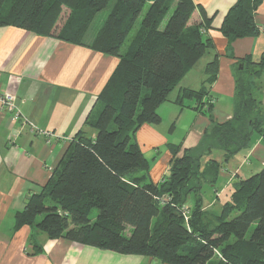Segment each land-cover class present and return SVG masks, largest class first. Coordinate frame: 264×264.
Instances as JSON below:
<instances>
[{"label": "trees", "instance_id": "obj_1", "mask_svg": "<svg viewBox=\"0 0 264 264\" xmlns=\"http://www.w3.org/2000/svg\"><path fill=\"white\" fill-rule=\"evenodd\" d=\"M259 1L236 0L228 9L219 30L229 41L259 32L254 21ZM108 2L0 0V25L85 45L118 59L97 96L101 108L87 120L95 137L78 134L71 140L47 182L15 212L13 229L27 225L50 239L142 254L166 264H264V165L231 183L218 212L204 210L202 199L203 185L215 184L222 165L249 146L252 134L264 136L257 83L264 52L257 60L241 58L234 68L231 118L211 119L197 145L180 155V147L171 144L168 174L154 183L135 132L144 123L160 122L158 106L213 47L206 36L210 19L193 0H116L86 42L90 23ZM74 14L78 20L71 23ZM204 73V86L182 89L175 101L193 98L196 108L209 114L211 98L203 97L216 77V56ZM215 151L221 152V161ZM162 196L167 198L163 203ZM183 206L188 207L187 220ZM93 209L96 216L90 217ZM30 243L33 252L40 250Z\"/></svg>", "mask_w": 264, "mask_h": 264}, {"label": "crops", "instance_id": "obj_2", "mask_svg": "<svg viewBox=\"0 0 264 264\" xmlns=\"http://www.w3.org/2000/svg\"><path fill=\"white\" fill-rule=\"evenodd\" d=\"M235 1L193 0L210 19L206 36L213 47L184 74L168 100L158 106L160 122L144 123L135 132V140L148 161L147 176L154 183L168 174L171 144L180 147V155L197 145L211 119L223 122L231 118L234 68L241 58L257 60L264 52V0L255 6L254 21L259 29L256 35L229 41L219 30ZM91 38L87 37L86 42ZM214 56L216 77L207 86L208 96L203 97V101L211 98L209 114L197 109L193 98L176 102L182 89L199 90L204 86L205 65ZM117 61L85 45L0 25V94L8 91L16 95V106L27 120L58 136L47 143L31 133L23 120L13 119L10 112L0 109V264H166L142 254L50 239L27 225L13 229L15 212L23 209L31 193L40 191L65 156L71 140L78 134L95 137L87 120L97 108V96ZM257 83L264 113V69ZM213 155L221 161L220 151ZM263 165L264 136L253 133L249 146L222 165L217 179L224 180L222 189L216 188V181L209 184L214 195L209 201L202 194L203 209L218 212L232 190L231 183L259 172ZM30 241L40 250L33 252Z\"/></svg>", "mask_w": 264, "mask_h": 264}, {"label": "built area", "instance_id": "obj_3", "mask_svg": "<svg viewBox=\"0 0 264 264\" xmlns=\"http://www.w3.org/2000/svg\"><path fill=\"white\" fill-rule=\"evenodd\" d=\"M16 95H14L11 92H3L0 94V109L4 112H10L12 114L13 119H20L23 120L22 122L28 125L29 131L33 134H37L45 139L47 143H51L56 140L58 137L56 134H54L51 131L38 128L34 123L27 120L26 117L20 112V110L16 106ZM166 196H162L160 199V202L163 203L166 200ZM182 213L184 216V219L187 220L188 218V207L183 206Z\"/></svg>", "mask_w": 264, "mask_h": 264}, {"label": "rangeland", "instance_id": "obj_4", "mask_svg": "<svg viewBox=\"0 0 264 264\" xmlns=\"http://www.w3.org/2000/svg\"><path fill=\"white\" fill-rule=\"evenodd\" d=\"M116 0H109L107 6L102 10L100 11L99 13H97V15L95 16V18L92 20V22L90 23V26H89V29H88V33H87V36L88 37H92L93 34L95 33V31H97V29L102 25L103 21L105 20L107 14H108V11L110 10L111 6L113 5V3L115 2ZM9 7V4H6L3 11H5L7 8ZM2 11V12H3ZM78 20V17H77V14H74L72 16V20L70 21L71 23H75L76 21ZM139 20L140 18L138 19L137 21V24L136 26L138 25L139 23ZM130 37V36H129ZM129 39V38H128ZM129 41V40H127ZM101 108V102L98 104V107L95 109V113H97V111ZM223 182L224 180L223 179H220L217 181V186L216 188L218 190H221L222 189V186H223ZM209 188V189H208ZM211 188L209 187V184H204L203 185V188H202V194L204 195V197L207 196V201H209L210 199V196H214L213 195V191L210 190ZM227 191V190H226ZM207 193V194H206ZM224 193V192H223ZM222 193V194H223ZM90 217H95L96 216V210H92L89 214ZM155 221V219H154ZM249 233V232H248ZM216 255L219 256L218 254V251H216Z\"/></svg>", "mask_w": 264, "mask_h": 264}]
</instances>
